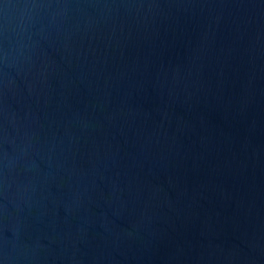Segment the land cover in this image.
<instances>
[{"label":"water","instance_id":"1","mask_svg":"<svg viewBox=\"0 0 264 264\" xmlns=\"http://www.w3.org/2000/svg\"><path fill=\"white\" fill-rule=\"evenodd\" d=\"M0 264H264V0H0Z\"/></svg>","mask_w":264,"mask_h":264}]
</instances>
